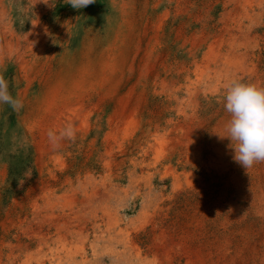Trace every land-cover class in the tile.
<instances>
[{
  "label": "rangeland",
  "instance_id": "1",
  "mask_svg": "<svg viewBox=\"0 0 264 264\" xmlns=\"http://www.w3.org/2000/svg\"><path fill=\"white\" fill-rule=\"evenodd\" d=\"M224 3L225 0H95L87 8L76 10L64 0H0V75L8 81L10 94L23 103L19 111H13L8 105L0 106L1 264H24L27 261L36 264L35 261L43 255L47 263L50 257L56 256L58 238L49 240L53 243L50 247L31 240L28 249L18 250L17 245H26L25 236L32 235L34 230L33 226L20 225L17 220L23 219L22 212L33 213L32 205L37 210L29 218L35 222L67 212L62 209L61 197L72 192H77L78 196L89 193L88 181H92V187L101 188V182L104 183L106 190L123 202V216L133 222V229H149V224L157 220L152 218V212L160 206L168 211L164 219L166 231L177 233L182 229L180 231L189 232L192 250L203 247L206 251L213 245L212 234L217 230V222L209 218L203 223L204 227L195 230L188 227L190 218H198L204 211L200 195H193L190 204L182 201L177 207L166 201L174 194V180L166 174L173 154L165 160V154L160 157L155 148L159 138L170 129L168 122L175 123L176 118L205 119L204 131H208L203 134L201 147L196 151L180 147L176 151V171L181 183V191L177 194L183 196L188 192L187 178L202 181V186L206 187L202 197H208L213 190L217 195L221 194L222 183L215 181L220 167L211 143L212 128L219 114L217 99L224 94L227 81H214L204 86L196 84V77L190 75L189 80L181 79L180 84L165 92L159 83L145 79L135 66L133 73L123 78L119 91L114 94L100 95L92 90L70 97L68 93L70 83L81 76L82 70L91 67L97 56L109 51L113 44L118 46L123 42L124 48L127 46L122 31L127 23H132V39L128 44L132 45L134 53L154 50L171 66L175 59L181 62L185 58L183 54L192 51L200 59L208 45L196 49L191 45L190 35L217 32L223 26L222 14L231 12L234 7L224 8ZM251 15L253 21L243 20L242 24L252 29V34L260 33L264 28V3L259 8L254 6ZM237 16L236 10L228 19L230 33L235 36ZM34 25H37L36 31L30 35ZM260 36L264 44V33ZM228 38L223 39L227 41ZM259 45L264 48L262 42ZM250 48L254 53L259 51L255 44ZM241 76L238 70L235 81ZM58 86L64 88L67 99L83 101L88 109L85 118L69 113L48 115L43 111L42 101L50 94L47 91ZM125 99L150 121L149 126L136 129L127 121L118 119L120 103ZM35 121H43V126L35 128ZM69 123L76 131L75 139L62 141L51 154L40 153V143L50 146L47 131L59 130ZM171 164L170 168H173L177 163ZM137 195L152 202L146 212L147 221L141 218V201L137 200ZM33 220L32 224L36 226ZM231 231L237 235V223ZM138 239L142 241V238ZM150 239L145 237L144 241ZM144 244L141 245L143 249ZM164 264L187 262L175 260Z\"/></svg>",
  "mask_w": 264,
  "mask_h": 264
},
{
  "label": "bare ground",
  "instance_id": "2",
  "mask_svg": "<svg viewBox=\"0 0 264 264\" xmlns=\"http://www.w3.org/2000/svg\"><path fill=\"white\" fill-rule=\"evenodd\" d=\"M263 3L264 0H225L224 8L231 5L234 7L231 12L225 11L222 14L223 26L219 27L217 32H200L197 35H190V42L193 47L201 49L208 45L207 51L202 54L200 59H198L197 53H193V51L190 54H183L185 58H182L181 62L175 59L176 62L172 66L168 65L166 60L162 59L159 56L160 54H157L154 50L142 54L132 52V45L128 44L129 39H132V23H127V27L122 25L124 27L122 30L124 32L123 36L127 45L126 49L123 42H120L121 45L113 44L111 49L108 48V52L105 51V53L97 56L95 63H91V67L89 66L88 69L82 70L81 76L70 83L69 88L71 90L69 89L68 95L72 97L76 96L78 92L83 94L92 90L97 91L96 93L100 95L114 94L116 90L119 91L118 86L122 84L123 78L133 73L135 66L141 70L145 79L159 83L165 92L174 88L181 79L189 80L190 75L196 77L195 82L198 85L205 86L208 83L221 80L227 81L228 84L236 80L235 73L238 70L242 75L237 80L238 82L252 84L264 89V48L259 47L260 42L264 47L263 37L260 36V33H264V28H261L263 31L260 30V33L257 31L256 34H252V29L242 24L243 20L253 21L251 10L254 6L259 8ZM236 10L237 15H239L237 16V36L231 35L228 26V19ZM37 25L33 26L30 35L33 32L35 33ZM225 36L229 37L227 41L223 39ZM252 44L259 48L258 54L250 51ZM11 48H13L12 45ZM49 91H47L50 93L47 99L45 98L42 101V109L45 113L48 115H52V113L58 115L69 113L78 118H85L83 116L88 113V109L83 101L78 102L67 99L64 88L61 86L52 88ZM175 93L176 91L173 94ZM189 94L191 96V91ZM223 97L224 94L217 99L219 108L217 113L219 114L216 115L218 117L217 123L212 128L213 139L211 143L219 164L217 165L220 167L217 175L218 179L215 181L222 183L224 189L221 194L217 195L213 190L208 197H202L201 195L206 193L204 191L206 187L202 186V181L200 179L191 181L188 178L186 181L188 185L186 195L179 196L177 194L181 191V183L179 182L180 176L176 171L178 165L176 151L180 147L189 148L193 151H196L197 147H201V143L204 141L203 134L208 131H204L205 124L203 123L205 119H203V122L200 119L180 120L176 118L175 123L173 121L168 122L170 129L159 138L157 148H155L160 157L165 154V160L172 153L171 163H177L173 168H170L171 163L166 168V174L171 175L174 180V194L172 196L168 195L169 198L166 201L177 207V204H181L182 201L185 204H190L193 202V195H200L199 198L201 204L202 202L204 204L202 206L204 211L198 218L192 216L188 227L194 230L204 227L203 223L209 218L218 223L216 232L212 234L213 245L207 248L206 251L203 247L194 250L190 248L191 238L189 232L180 231L182 229L176 231L177 233L166 231L164 219L167 217L168 211L166 212L160 206L159 208L155 207L152 212V218H157V220L149 224V229L145 227L137 230L133 229V222L128 221L123 216V202L114 197L113 193L108 192L104 183L101 182V188L99 186L92 187V181L87 182L91 187L89 193L78 196L77 192H72L61 197L62 209H67V212L58 213L46 221L35 222L32 219L36 226L32 224V220L29 218L37 210L34 205H32L33 213H20L23 219L21 221L17 220V222L20 225L33 226L34 231L33 233L30 231L32 235L25 236L28 243L23 246L17 245V249H28L32 241H41L44 244H42L43 246L50 247L53 243L49 240L58 238L57 255L53 256V250L49 251L53 257H50L45 263L44 260L47 258L43 259V255L35 261L36 264H132L136 261L138 262L135 264H164L175 260H185L187 264H264V162L254 164L246 172L245 169L233 162V152L228 147L230 142L227 139L220 140L217 137V134H224V125L229 118L224 110ZM119 112L118 119L127 121L128 125L136 129H143L150 124V121L141 115V111L137 110V107L133 106V103H129L127 99L120 103ZM222 114L224 115L221 116ZM34 125L35 128L42 127L43 121H35ZM38 150L40 153L51 154L54 149L40 143ZM213 160H211L212 163ZM99 189L103 190L100 192ZM136 198L141 201V218L147 221L148 213L146 212L152 206V202L148 198H143L142 195H137ZM110 205H115V207ZM28 220L30 221L27 224L26 221ZM235 223H237V235L234 236L231 229ZM138 237L140 240L142 238L141 242ZM145 237H150V241H144ZM142 244L145 246L144 249L141 247ZM1 258L2 254L0 253V261ZM24 264L31 263L27 261Z\"/></svg>",
  "mask_w": 264,
  "mask_h": 264
},
{
  "label": "clouds",
  "instance_id": "3",
  "mask_svg": "<svg viewBox=\"0 0 264 264\" xmlns=\"http://www.w3.org/2000/svg\"><path fill=\"white\" fill-rule=\"evenodd\" d=\"M95 0H64L73 9L80 10L93 4ZM45 31H47L45 29ZM224 110L229 115L220 140L227 139L232 150L233 162L241 168H252L264 162V89L252 84L233 81L225 86L223 97ZM8 105L13 111L23 107L21 100L9 92L8 81L0 75V106ZM47 140L52 149H58L64 140L76 137L74 127L69 123L59 130L47 131Z\"/></svg>",
  "mask_w": 264,
  "mask_h": 264
}]
</instances>
